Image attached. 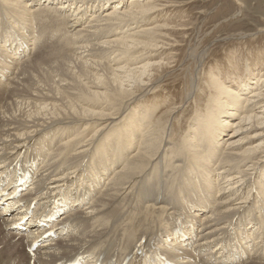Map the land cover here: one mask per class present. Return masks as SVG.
Returning a JSON list of instances; mask_svg holds the SVG:
<instances>
[{
  "label": "bare ground",
  "instance_id": "bare-ground-1",
  "mask_svg": "<svg viewBox=\"0 0 264 264\" xmlns=\"http://www.w3.org/2000/svg\"><path fill=\"white\" fill-rule=\"evenodd\" d=\"M160 3L0 0V181L25 186L0 194V243L16 264H122L152 246L166 264H264L261 60L202 82L205 49L164 106L159 56L185 27L151 21ZM47 206L49 235L26 212Z\"/></svg>",
  "mask_w": 264,
  "mask_h": 264
},
{
  "label": "rangeland",
  "instance_id": "rangeland-1",
  "mask_svg": "<svg viewBox=\"0 0 264 264\" xmlns=\"http://www.w3.org/2000/svg\"><path fill=\"white\" fill-rule=\"evenodd\" d=\"M154 1L157 4L161 2L160 4H168L167 6L171 4L172 6H170L171 8L165 7L163 13L162 10L160 12L156 11V14L151 13L150 16L154 15L151 17V21L157 23L158 20L159 23L169 24V26L182 24L185 27L183 30H168L177 44L172 48V51L163 52L159 56V58H164V62H168L166 68L162 71L167 75L163 82L164 86L161 91H157L159 95L155 99L165 103L172 102L173 106L179 104L181 101L180 96L185 93L190 78L194 75L196 69L194 57L205 49L204 68L201 73L202 82L208 78L209 66L213 69L218 68L221 72H224L225 68L229 71H235L236 69L238 73L242 74L241 67L243 63L246 61L253 63L255 60L258 62L260 58L262 65L260 64L257 67L260 68L256 74L258 75L264 69V58H262L264 56V32L262 31L264 29V0ZM103 10L102 8L100 13ZM88 19V17H85L80 23H85ZM59 68L63 70V66ZM49 74L51 73L40 72L37 80L40 83L43 82L42 84L55 85V77ZM253 88L247 89L245 94ZM169 103L164 106L169 105ZM189 110L190 108L187 109L188 113ZM152 118H154V115ZM184 119H186L185 116L182 117L181 122L187 121ZM189 121L190 118L187 123ZM183 125L185 126V124ZM229 132L228 127L227 129L225 127V131L220 135L221 139L225 138ZM223 179L220 181L222 182ZM11 246L13 247L14 244L6 241L0 243V251L2 252H0V258L2 257L3 262L0 264H16L19 261L18 257H14V253L17 252L15 247L18 249V246L15 245V249ZM3 249H5V253H3Z\"/></svg>",
  "mask_w": 264,
  "mask_h": 264
}]
</instances>
